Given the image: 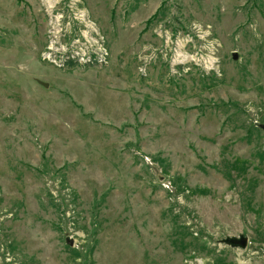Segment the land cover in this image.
<instances>
[{
    "label": "rangeland",
    "instance_id": "rangeland-1",
    "mask_svg": "<svg viewBox=\"0 0 264 264\" xmlns=\"http://www.w3.org/2000/svg\"><path fill=\"white\" fill-rule=\"evenodd\" d=\"M72 4L0 0V264H264V0Z\"/></svg>",
    "mask_w": 264,
    "mask_h": 264
},
{
    "label": "built area",
    "instance_id": "built-area-1",
    "mask_svg": "<svg viewBox=\"0 0 264 264\" xmlns=\"http://www.w3.org/2000/svg\"><path fill=\"white\" fill-rule=\"evenodd\" d=\"M46 3L48 4L47 6V11L49 16L52 15L53 18H51V24H52V35H57L59 36L61 34V32L64 30V23H63V19L66 18V14L64 13V11L59 10L57 12H55V7H54V2L55 0H45ZM80 0H72V2L74 4H72L73 6V10L74 11V19H71L72 21H75L80 27L82 26V28H86V34H90L92 36L93 32H96V28H95V24L92 22L87 21V13L85 12V10H82L78 7V2ZM76 9V11H75ZM54 13V14H53ZM71 21V22H72ZM94 35V34H93ZM86 37V36H84ZM81 43H79V41H77V44H74L76 50L77 49H86L89 52L91 51L92 53L96 54L95 56L101 61L106 62V58L109 55V52L107 50L106 47L103 46V44L100 42L99 39H97L96 41V47H94V43H91L90 41H86L84 47H80L77 48ZM94 47V48H93ZM50 49H52L51 47H49ZM96 48V49H95ZM75 51V50H74ZM75 56H64L63 58L60 59L59 62H56L59 66L64 67V66H69L72 64H81L82 65H88V63H93V59L91 57L87 58V55H81V57H77L79 56V52L78 53H74ZM48 59H52L51 56L49 55V53L47 54ZM55 61V60H54Z\"/></svg>",
    "mask_w": 264,
    "mask_h": 264
},
{
    "label": "water",
    "instance_id": "water-1",
    "mask_svg": "<svg viewBox=\"0 0 264 264\" xmlns=\"http://www.w3.org/2000/svg\"><path fill=\"white\" fill-rule=\"evenodd\" d=\"M234 59L236 60L238 58L237 53H234ZM262 129H264V124L259 123L258 124ZM225 241L233 246H238L241 248H245L248 243L247 237L241 236L240 238L232 237V238H227Z\"/></svg>",
    "mask_w": 264,
    "mask_h": 264
}]
</instances>
